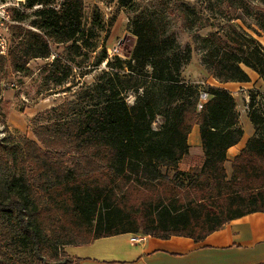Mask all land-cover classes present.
I'll return each instance as SVG.
<instances>
[{
  "label": "trees",
  "instance_id": "trees-1",
  "mask_svg": "<svg viewBox=\"0 0 264 264\" xmlns=\"http://www.w3.org/2000/svg\"><path fill=\"white\" fill-rule=\"evenodd\" d=\"M58 1L25 0L26 9L38 7L35 30L19 28L18 44L0 57V75L9 65L21 72L32 59H49L52 44L78 48L84 0ZM117 1L135 13L131 59L116 57L112 63L104 53L99 62L108 60L106 67L85 93L84 108L66 102L60 109L71 116L36 125L34 139H0V244L18 243L34 264H79L67 256L66 247L123 234L202 242L233 220L264 213V111L254 94L249 119L256 133L231 162L229 176L227 152L244 135L234 96L209 86V98L202 102L199 87L181 80L192 47L182 49L163 25L136 10V0ZM179 9L173 14L182 13ZM243 39L199 38L202 64L219 83L251 82L240 66L243 55L264 76L263 49L250 36ZM125 68L130 74L121 75ZM68 77L55 71L50 80L62 85ZM142 80L141 87L134 84ZM138 88L142 94L131 106L124 95ZM55 109L47 115L57 117ZM157 117L163 124L155 131ZM196 126L203 161L190 175L178 167L189 155L188 137ZM170 169L176 171L172 178L164 172ZM179 177L187 180L167 187ZM162 187L168 194L158 196L156 204L144 197ZM182 191H187L185 199ZM124 193L143 197L138 210L123 203Z\"/></svg>",
  "mask_w": 264,
  "mask_h": 264
},
{
  "label": "rangeland",
  "instance_id": "rangeland-1",
  "mask_svg": "<svg viewBox=\"0 0 264 264\" xmlns=\"http://www.w3.org/2000/svg\"><path fill=\"white\" fill-rule=\"evenodd\" d=\"M135 2L136 10L163 25L165 32L173 36L182 49L186 46L192 47V58L184 67L181 80L198 86L202 92L206 93L209 86L219 87V82L202 64L203 52L198 42L199 38L212 35L215 39L222 38L225 43L232 40L244 43L243 37L248 35L258 42L264 54V29H261L264 28V0H136ZM2 5L6 6L15 22L10 25L7 33L10 51L18 44L19 28L35 30L32 22L36 19L34 12L38 7L32 10L26 9L25 0H0V6ZM178 8L182 13L173 14ZM134 16L133 10L121 7L117 0H84L83 35L76 43L78 48L70 49L71 43L52 44V54L49 59H32L21 72L14 71L9 65L0 75V139L9 136L34 139L32 131L36 125H46L54 119L63 120L71 116L72 113L65 116L63 109H60L66 102L79 104L80 109L77 110L84 108L87 104L84 100L85 93L95 86L99 75L106 67L107 60L99 62L103 54L108 55L112 63L115 62L116 57L124 62L131 59L136 44V38L132 35ZM56 60L60 61L59 65L55 64ZM241 60L240 66L243 70L252 69L248 66L244 55L241 56ZM55 71H58L59 76L69 73V77L62 85L50 80V76ZM120 74L128 75L130 71L125 68ZM259 76V80L264 83V76L260 74ZM134 84L141 87L145 83L142 80L134 81ZM142 91L139 89L136 93L130 90L125 93L128 104L134 105L136 96L142 94ZM239 93L240 90L231 92L237 98L236 110L243 120L245 112H250L251 93L264 111V91L260 89L250 91L249 99H244L238 95ZM54 108L57 109H55L57 117L52 113L51 118L47 113ZM162 124L163 118L157 117L152 126L153 130L158 131ZM201 164V161H195L192 165L195 169L190 175L198 173ZM182 168L179 166L178 170L182 171ZM164 172L171 178L176 173L173 169ZM183 179L187 180L186 177L176 178L173 184H168L167 187L172 188L175 184L177 186L183 182ZM166 192V188L162 187L159 192L144 193V197L146 199L152 197L156 204L159 200L158 196H161V199L165 198L168 194ZM186 194L187 191L186 193L182 191L181 197L184 196L185 199ZM142 201L141 195L127 193L123 203L136 211ZM31 261L32 254L18 243L11 241L0 244V264L6 262L31 264Z\"/></svg>",
  "mask_w": 264,
  "mask_h": 264
},
{
  "label": "crops",
  "instance_id": "crops-1",
  "mask_svg": "<svg viewBox=\"0 0 264 264\" xmlns=\"http://www.w3.org/2000/svg\"><path fill=\"white\" fill-rule=\"evenodd\" d=\"M251 82L227 83L219 87L228 91L240 90L238 94L249 99L250 91H264V83L259 80L257 71L244 70ZM237 99L234 94H232ZM237 102V100H236ZM245 119L239 116L240 127L244 131L242 140L227 152L225 168L232 173L231 162L246 147L255 133V127L245 112ZM189 155L179 166L190 173L195 161H203V151L199 128L196 126L188 137ZM195 160V161H194ZM185 163H187L185 165ZM186 167V169H185ZM185 169V170H184ZM131 234H123L93 241L84 246H68L67 256L78 260L79 264H260L264 263V213H254L236 219L220 231L212 233L202 242L185 237H172L162 240L147 236L141 244L130 241Z\"/></svg>",
  "mask_w": 264,
  "mask_h": 264
},
{
  "label": "built area",
  "instance_id": "built-area-1",
  "mask_svg": "<svg viewBox=\"0 0 264 264\" xmlns=\"http://www.w3.org/2000/svg\"><path fill=\"white\" fill-rule=\"evenodd\" d=\"M13 23L15 22H13L12 16L6 6H0V57L7 56L9 53V40L7 38V33L10 25H12ZM208 98L209 96L207 93H201L200 99L202 102L207 101ZM146 240L147 236L143 234H131L130 237V241L133 244H141L144 243Z\"/></svg>",
  "mask_w": 264,
  "mask_h": 264
}]
</instances>
